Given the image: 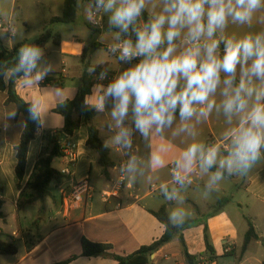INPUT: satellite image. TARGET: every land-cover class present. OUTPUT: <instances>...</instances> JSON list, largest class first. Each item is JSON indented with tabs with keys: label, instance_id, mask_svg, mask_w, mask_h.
I'll return each mask as SVG.
<instances>
[{
	"label": "crops",
	"instance_id": "1",
	"mask_svg": "<svg viewBox=\"0 0 264 264\" xmlns=\"http://www.w3.org/2000/svg\"><path fill=\"white\" fill-rule=\"evenodd\" d=\"M148 13L150 14L149 11ZM138 26L139 19L135 27ZM0 41L3 44L1 36ZM105 65V78L101 80L99 77L96 82V85L103 84L105 87L131 66L120 65L113 69L109 63ZM82 71L81 60V64L73 70L64 66L60 72H40L46 74L38 81L35 79V69L29 76L23 73L16 78L17 94L32 103L42 122V128L30 144L25 178L20 188L16 180L15 148L20 142L25 120L23 115H17L15 104L6 103L7 92L0 90V200L3 201L4 213V217L0 218V237L13 241L17 246L16 254L0 255V264H116L110 257L82 256V239L110 244L112 252L118 255L131 254L142 246L152 244L165 233L164 225L150 211L166 206L171 217L172 212L179 208L182 197L193 208L189 212V218L182 221L194 220L182 232L185 247L179 237H175L152 255L153 264H189L185 250L196 258L198 264H234V259H229L234 258L238 251V242L234 235H242L244 243L249 218L262 240H253L244 253L241 249L238 264H244L248 260L247 253L251 244H264V229L261 230L252 220L264 218V167L252 171L244 188L240 186L238 194L243 190L245 193L242 199L234 196V189L223 179L209 186L214 171H203L199 162L186 174L190 177L188 181L177 184L174 179V170L183 174V169L177 168V162L190 144L201 143L211 147L225 140L224 133L234 126V117L232 125H229L222 111L213 110L207 119L199 122L193 117L187 121L190 126L188 131H179L183 122L177 112L172 126L166 127L162 134L150 135L146 139L139 132H134L131 149H125L113 142L116 131L111 117L113 100L105 101L104 110L100 111L96 124L101 140L110 148L113 166L109 168L108 174H103L96 153L87 145L88 127L82 122L81 127L70 138L77 145L78 152L74 178L63 176L62 179L52 182V194L46 199L43 213H40L39 204L30 202L32 192L27 183L42 153L44 135L47 132L61 131L64 126L63 116L55 113L54 109L59 103L76 97ZM11 74V71L6 74V81ZM58 75L64 78L63 87L41 85L45 77ZM95 86L86 99L90 107H96L98 96ZM215 98L219 103L217 94ZM164 144L167 150L163 153V166L153 168L150 163L151 153ZM226 155L227 149L220 146V157ZM130 156L137 157L134 172L127 171ZM56 160L60 163V168L54 167L60 171L64 160ZM231 175V178L223 177L234 181V176L239 175V172ZM83 180L89 181L93 190L92 196L69 207L66 197L71 193L73 183ZM162 186H166L169 193L174 191L177 198L169 200L162 191ZM234 204L240 211L246 208L252 215V218L243 219L242 226L234 223ZM211 208L213 210L207 212ZM39 221L37 231H34L33 226ZM205 227L216 252L217 259L214 260H207L205 253ZM74 256L76 258L71 260ZM66 261L69 262L65 263Z\"/></svg>",
	"mask_w": 264,
	"mask_h": 264
},
{
	"label": "clouds",
	"instance_id": "2",
	"mask_svg": "<svg viewBox=\"0 0 264 264\" xmlns=\"http://www.w3.org/2000/svg\"><path fill=\"white\" fill-rule=\"evenodd\" d=\"M149 5L156 6L153 0H95L97 9L111 13L110 25L121 33L131 27L136 37L134 42L124 39L112 50H119L122 62H138L106 87L95 86L98 111L104 110L109 97L113 100V142L131 149L134 132L146 139L160 135L172 126L177 112L183 122L179 131H188L187 121L193 117L199 122L213 110L222 111L229 125L238 117L235 126L224 133L227 155L220 157L219 145L192 143L177 162L183 174L174 172V179L182 184L197 162L205 172L218 165L209 186L222 179L224 171L248 170L264 155V31L239 39L223 33L230 21L248 26L254 20L264 24V0H159L160 10L142 27H135ZM39 58L38 48L22 47L15 71L29 76ZM45 74L37 72L35 79ZM104 78L101 73L100 79ZM218 90L219 103L215 98ZM166 150L167 146L161 145L151 153L153 168L163 166ZM136 167L137 157L130 156L127 171L134 172ZM162 188L169 200L177 198L174 191ZM183 215L182 209H176L170 219L182 221Z\"/></svg>",
	"mask_w": 264,
	"mask_h": 264
},
{
	"label": "trees",
	"instance_id": "3",
	"mask_svg": "<svg viewBox=\"0 0 264 264\" xmlns=\"http://www.w3.org/2000/svg\"><path fill=\"white\" fill-rule=\"evenodd\" d=\"M91 4L95 3V0H86ZM78 0H64L63 13L60 17H52L50 24L63 23L71 24L75 22L77 15ZM142 18L144 22L150 17L147 10L142 12ZM90 26V25H89ZM91 27V26H90ZM111 30H114L119 41L124 39H132L135 41V33L130 27L127 33H121L118 27L110 26ZM95 31V30H94ZM51 38L54 39L55 45L60 47L61 36L60 34L53 35L50 30L45 31L41 35V42L46 43ZM223 48V44H221ZM22 45H18L13 49L5 48L0 41V90L7 92V104H15L17 109V115H23L25 120V127L22 132L20 142L16 146V180L17 186L20 188L25 178L26 164L28 159V152L31 142L36 138L38 131L42 128V122L40 115L34 110L32 103L25 101L16 92V77L15 69L19 64V52ZM83 71L80 76V86L78 88L77 95L74 99L65 100L59 103L54 112L60 114L64 118V126L61 131L47 132L44 135V147L42 153L35 165V169L30 179L28 180L27 187L31 190L32 196L30 202L40 205V213H43L45 209V202L48 197L51 196V184L53 181H57L63 178L61 172L54 167V161L61 159L64 156V149L67 146L70 138L81 127L84 122L88 127V140L87 145L94 150L97 156V161L102 167L104 175L108 174L109 168L113 166V162L110 157V148L106 146L99 136V129L96 124V118L100 114V111L96 107H90L86 103L88 96L92 94L93 88L96 85L97 79L101 73H106V65H92L87 60V49L84 48L81 55ZM11 71L10 78L6 81V74ZM47 84H53L54 86L63 87L64 78L61 75L58 77L48 76L45 77L42 86ZM112 101L109 97L106 102ZM65 136H61L62 133ZM1 129H0V145H1ZM217 166H213L210 170L216 172ZM223 176L231 178V174L224 171ZM1 191V187H0ZM3 201L0 200V218L4 217L2 212ZM165 227V233L163 236L150 245L142 246L137 251L128 255H118L112 252V246L106 243L92 242L87 238H83L81 241L82 256L84 257H110L113 258L116 264H153L151 259L162 246L171 242L175 237H179L182 245L185 247L184 238L182 232L185 228L191 225L194 220L181 221L174 223L170 219V214L166 206H162L157 211H150ZM249 228L246 232L244 243L242 246L243 253L248 249L249 244L253 240H262L257 234L255 226L248 218ZM205 243H206V256L207 260L217 259L216 252L209 240L208 229L205 227ZM17 253V246L13 241H7L0 237V255H14ZM185 255L189 264H198L196 258L190 255L185 250ZM76 258L74 256L71 260ZM70 261V260H69ZM66 261L65 263H68Z\"/></svg>",
	"mask_w": 264,
	"mask_h": 264
},
{
	"label": "rangeland",
	"instance_id": "4",
	"mask_svg": "<svg viewBox=\"0 0 264 264\" xmlns=\"http://www.w3.org/2000/svg\"><path fill=\"white\" fill-rule=\"evenodd\" d=\"M153 4L156 5L155 8L149 5L147 9L151 15L160 10L159 0H153ZM63 7L64 0H16V2L14 0H1L0 36L3 41L2 45L8 49H13L18 45H22V47L38 48L40 50V58L35 68L37 72H44L46 70L60 72L64 66L67 69L73 70L81 64L82 48L87 49V60L91 62V64L105 65L109 63L110 68L117 69L120 65L130 66L137 63L119 61L108 49V47H114L119 43L117 33L109 28L112 26L109 23L110 12L102 11L105 28L102 31H94L88 23L90 3L86 0H78L75 22L71 24H50L52 17H60L62 15ZM9 27L13 30V33L11 32L12 34L7 32V28ZM47 30H50L53 35L60 34V47L55 45L53 38L46 43L41 42V35ZM260 31H264V24L257 23L256 20L253 21L251 26L234 24L230 21L223 35L226 37L235 36L239 39L246 34ZM179 43L178 41V44ZM179 50L181 49L178 48V51ZM220 51L222 53V46ZM217 95L220 99L219 90ZM237 121L238 117H234V126ZM261 151L264 153V149ZM54 166L60 168V163L56 160ZM263 167L264 155H262L248 170L239 171V175L234 176V181L225 177L222 179L231 185L232 190L234 189V196L242 199L245 193L243 190L238 194L240 186L244 188L250 173ZM162 191L164 190L162 189ZM215 202L217 201L215 200ZM235 205L236 204H234V223L242 226L244 223L243 219L246 217L252 218V215L246 208L240 211ZM178 207V209H182L184 212L183 219L189 218V212L192 211L193 208L190 204H187L183 197ZM213 208L208 209L207 212L213 210ZM252 220L256 226L262 228L261 230L264 229V218H261V220L252 218ZM39 223L40 221L33 226L34 231H37ZM234 239L238 242V251L237 254L234 255V258L229 259H234V264H238L243 237L242 235L238 236L236 233ZM247 258L248 260L244 264H263L264 244L252 243L249 247Z\"/></svg>",
	"mask_w": 264,
	"mask_h": 264
},
{
	"label": "built area",
	"instance_id": "5",
	"mask_svg": "<svg viewBox=\"0 0 264 264\" xmlns=\"http://www.w3.org/2000/svg\"><path fill=\"white\" fill-rule=\"evenodd\" d=\"M102 11H103L102 8L97 9L95 7V3L91 6V9L89 11L88 23L93 29H95L97 31H102L105 28L104 24H103ZM138 19H139V26L137 28H140L143 26V24L145 22H144V19L142 18V16ZM7 32L13 33V30L9 27V28H7ZM121 42L122 41H119L118 44H120ZM108 49L112 52L113 55H115L119 58V54H120L119 50L113 51L112 50L113 47H108ZM133 61H135V60H133ZM219 145L222 148L227 149L228 148V141L227 140L220 141ZM61 159L64 160V166L60 170L61 174L64 177L74 178V170H75L77 162H78L77 145L75 143L69 141L67 146L64 149V156ZM174 172H176V171L174 170ZM186 176H187V178L184 180V182H186L190 179L189 175H186ZM175 183L181 184V183L177 182L176 179H175ZM153 187L156 188V186H153ZM92 192H93V190H92L88 180L74 182L73 186H72L71 193L69 195H67V197H66L68 206L70 207V206H74V205H77L79 203L84 202L86 200V198H89L92 196Z\"/></svg>",
	"mask_w": 264,
	"mask_h": 264
},
{
	"label": "water",
	"instance_id": "6",
	"mask_svg": "<svg viewBox=\"0 0 264 264\" xmlns=\"http://www.w3.org/2000/svg\"><path fill=\"white\" fill-rule=\"evenodd\" d=\"M22 75H23V72H19V73H18V72H15V77H16V78H19V77L22 76ZM61 136L64 137V136H65V133L63 132Z\"/></svg>",
	"mask_w": 264,
	"mask_h": 264
}]
</instances>
